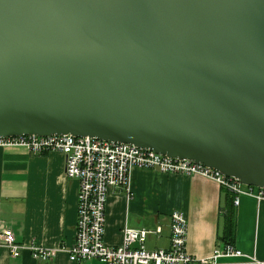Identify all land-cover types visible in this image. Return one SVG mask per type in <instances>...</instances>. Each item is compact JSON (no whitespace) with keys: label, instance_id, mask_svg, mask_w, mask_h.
<instances>
[{"label":"water","instance_id":"obj_1","mask_svg":"<svg viewBox=\"0 0 264 264\" xmlns=\"http://www.w3.org/2000/svg\"><path fill=\"white\" fill-rule=\"evenodd\" d=\"M53 133L264 187V0H0V136Z\"/></svg>","mask_w":264,"mask_h":264},{"label":"crops","instance_id":"obj_2","mask_svg":"<svg viewBox=\"0 0 264 264\" xmlns=\"http://www.w3.org/2000/svg\"><path fill=\"white\" fill-rule=\"evenodd\" d=\"M64 159L59 150L34 153L22 145H0V229L11 228L22 244L18 256L0 246V264H98L97 259L71 261L65 250L75 239L78 181L65 175ZM232 199L228 189L209 177L135 166L130 194L123 186L108 189L104 239L120 243L126 223L146 229L147 248L168 247L170 213L181 210L187 218L190 254L207 256L215 245L231 240L244 253L264 261V200L242 195L235 205ZM33 243L56 249L54 256L33 257ZM247 259L220 261L257 264Z\"/></svg>","mask_w":264,"mask_h":264},{"label":"built area","instance_id":"obj_3","mask_svg":"<svg viewBox=\"0 0 264 264\" xmlns=\"http://www.w3.org/2000/svg\"><path fill=\"white\" fill-rule=\"evenodd\" d=\"M27 147L34 153L59 150L64 153V172L78 181L77 218L74 241L65 250L71 261L97 259L98 264H221L220 258H249L257 264L254 255H248L232 242L224 241L207 256H194L186 247L187 218L181 210L170 213V244L168 247L147 248L144 244L146 229L122 227L118 244L104 239L105 206L111 186H123L131 193V170L135 166L157 168L169 173L200 174L217 181L232 193L238 205L242 195H251L256 201L264 200V187L249 185L238 178L189 158L172 157L133 143L113 141L90 135L53 133L47 135L17 134L0 136V145ZM0 246H6L12 256L22 249L13 230L2 226ZM31 254L37 259H49L56 249L33 243Z\"/></svg>","mask_w":264,"mask_h":264},{"label":"trees","instance_id":"obj_4","mask_svg":"<svg viewBox=\"0 0 264 264\" xmlns=\"http://www.w3.org/2000/svg\"><path fill=\"white\" fill-rule=\"evenodd\" d=\"M227 241H231V240H227Z\"/></svg>","mask_w":264,"mask_h":264}]
</instances>
